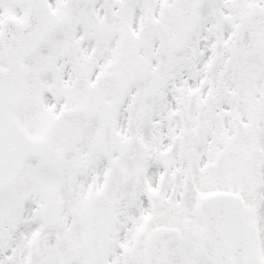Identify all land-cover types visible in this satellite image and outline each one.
<instances>
[{"label":"snow or ice","instance_id":"obj_1","mask_svg":"<svg viewBox=\"0 0 264 264\" xmlns=\"http://www.w3.org/2000/svg\"><path fill=\"white\" fill-rule=\"evenodd\" d=\"M0 264H264V0H0Z\"/></svg>","mask_w":264,"mask_h":264}]
</instances>
